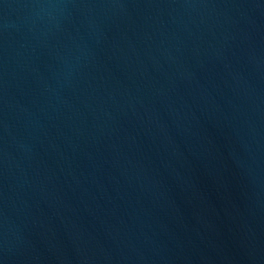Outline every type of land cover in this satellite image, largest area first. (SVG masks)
<instances>
[{
	"label": "water",
	"instance_id": "water-1",
	"mask_svg": "<svg viewBox=\"0 0 264 264\" xmlns=\"http://www.w3.org/2000/svg\"><path fill=\"white\" fill-rule=\"evenodd\" d=\"M0 264H264V0H0Z\"/></svg>",
	"mask_w": 264,
	"mask_h": 264
}]
</instances>
